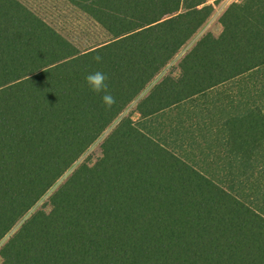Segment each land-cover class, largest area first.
<instances>
[{"label": "trees", "instance_id": "16d2710c", "mask_svg": "<svg viewBox=\"0 0 264 264\" xmlns=\"http://www.w3.org/2000/svg\"><path fill=\"white\" fill-rule=\"evenodd\" d=\"M65 1L98 42L0 0L1 264H264V0L228 7L221 34L156 83L211 18L205 0ZM95 71L111 109L85 86ZM134 103L137 121L123 116ZM164 116L171 127L150 126ZM112 126L96 163L32 212Z\"/></svg>", "mask_w": 264, "mask_h": 264}, {"label": "rangeland", "instance_id": "374dc122", "mask_svg": "<svg viewBox=\"0 0 264 264\" xmlns=\"http://www.w3.org/2000/svg\"><path fill=\"white\" fill-rule=\"evenodd\" d=\"M24 5H26L30 10H32L34 13H36L38 16H40L42 19H44L47 23H49L53 28H55L58 32L66 36L71 42L74 44H77L81 47L89 46L95 42H98L101 38L100 32L95 30L94 27L90 25V23H87V21L78 14L71 6L68 4L65 0H19ZM243 2V0H239L237 4H240ZM229 6H219L217 4V7L213 9V14L211 18L206 22V24L199 30V32L193 37V39L188 43V45L183 48V50L179 53V55L169 64V66L157 77L154 83L161 80L167 73L171 72L173 68H175L179 62V60L184 56V54L204 35L211 33L215 37H218L222 32V27L219 23V20L221 16L224 14V12L228 9ZM84 29L90 30L93 32L91 34L90 39L86 38L84 35ZM177 72H174V75ZM254 81V80H253ZM254 81V82H258ZM232 92L236 93V90H231ZM203 102V101H202ZM201 102V103H202ZM196 103L195 105H197ZM201 105V104H199ZM189 109L191 108L190 106ZM135 108V103L130 106L123 114V116L131 115L133 121L138 120V116L135 115L133 112ZM174 121L170 116L167 117H161L156 120H153V122L150 124L154 127L156 126L159 128V125L165 124L164 128L171 127L172 123ZM185 123V122H184ZM190 123H194L193 121H189L186 124L189 125ZM114 126L110 127L106 133L98 139L88 150L87 152L76 162V164L58 181V183L39 201V203L35 206V208L32 210V212L44 209L45 211H49L48 206V198L49 196L58 188L59 185H61L71 174V172L77 168L81 163L87 161L89 165H93L96 163V161L101 157V143L103 138L113 129ZM164 132V133H163ZM168 131H162L159 136V138L163 141H165L168 145H170L172 148H174V143L170 141L171 137H166ZM177 145V144H176ZM178 146V145H177ZM186 155H188L186 158L188 160H191L198 169L202 170L206 175L207 173L212 174L211 177L218 178L220 177V174L224 168H221L219 166L213 165L212 167L207 165L205 162H199L197 161L195 156H192L191 152L188 151L185 152ZM211 159H214V157H211ZM223 166V165H222ZM232 179V177H231ZM236 179V178H235ZM232 182L233 186L236 187V181ZM225 180H228L225 179ZM226 184H229V182H224ZM19 226V225H18ZM17 226V227H18ZM17 227L14 229V231L17 229ZM13 231V232H14ZM12 232V233H13ZM7 239V238H6ZM4 239L0 243V247L3 245V243L6 241ZM2 263V260L0 258V264Z\"/></svg>", "mask_w": 264, "mask_h": 264}, {"label": "clouds", "instance_id": "9594fccd", "mask_svg": "<svg viewBox=\"0 0 264 264\" xmlns=\"http://www.w3.org/2000/svg\"><path fill=\"white\" fill-rule=\"evenodd\" d=\"M93 60L99 63L102 61V56L97 54L93 57ZM107 81V74L101 71L88 73L84 77L85 86L91 92L100 96L101 103L106 109H111V107L116 103V99L109 91Z\"/></svg>", "mask_w": 264, "mask_h": 264}, {"label": "built area", "instance_id": "2783aa9c", "mask_svg": "<svg viewBox=\"0 0 264 264\" xmlns=\"http://www.w3.org/2000/svg\"><path fill=\"white\" fill-rule=\"evenodd\" d=\"M238 2L239 0H205V5L214 9L217 7V4L219 6H229L232 4H237Z\"/></svg>", "mask_w": 264, "mask_h": 264}]
</instances>
